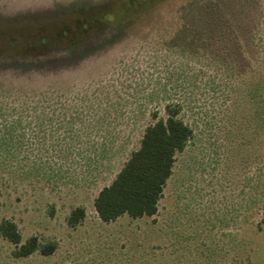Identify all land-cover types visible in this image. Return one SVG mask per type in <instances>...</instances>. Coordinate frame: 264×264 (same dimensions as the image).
I'll return each instance as SVG.
<instances>
[{
	"label": "rangeland",
	"instance_id": "rangeland-1",
	"mask_svg": "<svg viewBox=\"0 0 264 264\" xmlns=\"http://www.w3.org/2000/svg\"><path fill=\"white\" fill-rule=\"evenodd\" d=\"M128 1L0 0V222L56 244L15 257L0 234V264H264V0ZM73 97L75 133L43 108ZM173 103L193 133L158 211L102 221L94 198Z\"/></svg>",
	"mask_w": 264,
	"mask_h": 264
},
{
	"label": "trees",
	"instance_id": "trees-1",
	"mask_svg": "<svg viewBox=\"0 0 264 264\" xmlns=\"http://www.w3.org/2000/svg\"><path fill=\"white\" fill-rule=\"evenodd\" d=\"M152 2L154 0H129L128 4L132 5V10ZM127 17L126 11L103 12L98 22L103 23L109 19L118 22ZM96 20L97 18L89 16L85 31L90 30ZM45 42L44 40L41 44L44 46ZM33 45L34 42L31 43ZM64 100L56 107L43 108L52 112V119H56L60 126H68L70 132L75 133L85 127V97ZM165 110L166 117L159 118L144 128L138 148L131 151L111 182L103 186L94 198V208L102 221L109 222L124 214L140 218L154 215L158 211V203L167 180L173 173L176 156L186 148L193 133L190 125L179 116L181 108L178 104H167ZM63 167L61 162L57 163L59 171ZM84 217V208L77 206L70 211L67 223L74 227ZM0 234L15 245L12 251L15 257H26L37 250L43 254H51L56 247L53 242L40 244L35 236L22 242L16 223L8 219L0 222Z\"/></svg>",
	"mask_w": 264,
	"mask_h": 264
}]
</instances>
